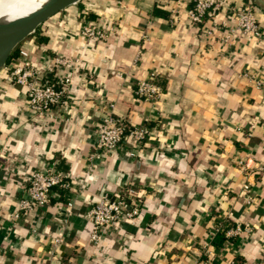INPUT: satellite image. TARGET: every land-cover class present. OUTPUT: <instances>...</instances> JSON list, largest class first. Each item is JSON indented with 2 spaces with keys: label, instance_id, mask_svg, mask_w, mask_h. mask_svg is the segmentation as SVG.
Wrapping results in <instances>:
<instances>
[{
  "label": "crops",
  "instance_id": "1",
  "mask_svg": "<svg viewBox=\"0 0 264 264\" xmlns=\"http://www.w3.org/2000/svg\"><path fill=\"white\" fill-rule=\"evenodd\" d=\"M213 1L214 15L194 24L192 0H79L17 45L0 69V264H264V36L224 39L248 2L264 30V4ZM89 23L106 37H83ZM24 62L39 81L68 78L65 105L47 115L28 106L25 86L6 78ZM140 80L159 95L140 98ZM108 115L146 137L96 149ZM34 171H60L68 185L14 218ZM128 187L139 214L93 244L88 207ZM236 225L251 228L228 237Z\"/></svg>",
  "mask_w": 264,
  "mask_h": 264
},
{
  "label": "built area",
  "instance_id": "2",
  "mask_svg": "<svg viewBox=\"0 0 264 264\" xmlns=\"http://www.w3.org/2000/svg\"><path fill=\"white\" fill-rule=\"evenodd\" d=\"M219 4L213 0H192L191 6L186 8V13L194 24L201 23L206 17L214 15ZM234 25L229 29L225 40L230 35L240 32L243 35L253 34L264 36V30L260 28L255 13V7L251 2L242 4L232 11ZM225 25V23H223ZM83 37L91 39H104L106 31L97 23H89L80 30ZM70 59L63 56H55L54 65H66ZM3 68H7L5 65ZM38 71L29 62L12 66L7 70V80L26 88V100L28 106L38 115H47L53 108L60 107L66 103V85L68 78H62L59 82L39 81ZM135 93L144 100L156 98L160 93V87L151 80H140L137 82ZM125 136H130L137 141L146 137V128L142 126H130L122 117L108 115L101 121L96 132L95 148L108 151L117 148ZM68 182L65 174L60 171H34L26 188L27 197L22 198L18 208L12 216L18 218L22 212L30 211L34 207H42L49 202V194L53 187H67ZM248 189V185L243 186ZM140 196L134 188L128 187L125 190L110 196L103 193L93 202L87 210V218L91 223L89 234L90 241L98 244L103 233L120 220L133 221L140 211ZM67 212L71 210L72 202H67ZM250 226L241 227L236 225L227 231V236L239 235L243 230H250ZM63 232H59L53 243L57 245L62 241ZM210 258L205 257L194 264H209Z\"/></svg>",
  "mask_w": 264,
  "mask_h": 264
},
{
  "label": "water",
  "instance_id": "3",
  "mask_svg": "<svg viewBox=\"0 0 264 264\" xmlns=\"http://www.w3.org/2000/svg\"><path fill=\"white\" fill-rule=\"evenodd\" d=\"M78 1L47 0L38 10L26 16L8 22H0V69L7 64L11 52L17 45L31 35L40 24Z\"/></svg>",
  "mask_w": 264,
  "mask_h": 264
},
{
  "label": "bare ground",
  "instance_id": "4",
  "mask_svg": "<svg viewBox=\"0 0 264 264\" xmlns=\"http://www.w3.org/2000/svg\"><path fill=\"white\" fill-rule=\"evenodd\" d=\"M47 0H23L0 7V22H8L38 10Z\"/></svg>",
  "mask_w": 264,
  "mask_h": 264
},
{
  "label": "trees",
  "instance_id": "5",
  "mask_svg": "<svg viewBox=\"0 0 264 264\" xmlns=\"http://www.w3.org/2000/svg\"><path fill=\"white\" fill-rule=\"evenodd\" d=\"M252 4H254V2H252ZM154 12H155V9H154ZM36 31H37V29L33 33H35ZM15 51L16 50H13L11 52L9 59L15 55ZM9 59H8V61H9ZM224 239H225V227L220 232H218V234L216 235V237L213 240V243L214 244H220Z\"/></svg>",
  "mask_w": 264,
  "mask_h": 264
},
{
  "label": "rangeland",
  "instance_id": "6",
  "mask_svg": "<svg viewBox=\"0 0 264 264\" xmlns=\"http://www.w3.org/2000/svg\"><path fill=\"white\" fill-rule=\"evenodd\" d=\"M23 0H0V7L6 6V5H11V4H16L18 2H21ZM262 2L264 4V0H257L256 3L259 5H262Z\"/></svg>",
  "mask_w": 264,
  "mask_h": 264
}]
</instances>
